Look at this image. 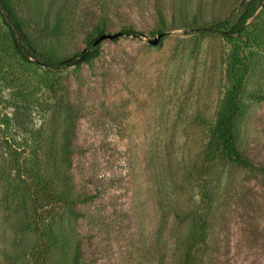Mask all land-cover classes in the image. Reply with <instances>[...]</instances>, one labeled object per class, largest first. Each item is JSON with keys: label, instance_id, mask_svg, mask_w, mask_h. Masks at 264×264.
<instances>
[{"label": "rangeland", "instance_id": "1", "mask_svg": "<svg viewBox=\"0 0 264 264\" xmlns=\"http://www.w3.org/2000/svg\"><path fill=\"white\" fill-rule=\"evenodd\" d=\"M248 1L12 0L36 47L59 57L99 31L142 36L104 39L96 59L60 71L0 46V264H30L37 235L17 234L20 214L3 202L13 156L44 142L80 198L48 206L60 247L47 264L74 253L82 264H186L190 247L197 264H264V0L238 38L192 30L234 23ZM234 58L237 145L251 169L205 154Z\"/></svg>", "mask_w": 264, "mask_h": 264}, {"label": "trees", "instance_id": "2", "mask_svg": "<svg viewBox=\"0 0 264 264\" xmlns=\"http://www.w3.org/2000/svg\"><path fill=\"white\" fill-rule=\"evenodd\" d=\"M260 1L249 0L232 24L219 21L196 25L192 30L219 35L228 40L238 38L244 32L248 19L255 12ZM102 33L103 31H99L98 36ZM120 33L134 38L142 36L140 31L133 28H123ZM96 38L90 39L84 48L70 56L59 57L51 52L40 50L25 30L12 0H0V46H7L15 57L24 62H35L54 71L68 67H80L99 56L100 43H94ZM237 66L238 60L235 58L227 65L228 86L217 110L215 123L209 130L205 154L208 161L223 158L235 165L251 169L254 167L253 163L241 153L237 145L236 123L242 113L240 98L242 81L238 75ZM4 122L1 123L8 126L10 118L7 116V121ZM67 147L68 145L64 142L58 149L63 162H68ZM21 154L18 152L17 156H13L15 173L10 182L15 183L12 187L7 186V188H12V195H7L3 203L6 206L11 205L12 208L9 209L20 214L15 219L14 225L17 234L37 235L35 242L25 251L26 256H29V263L47 264L46 259L49 258L50 252L60 247L54 224L46 218L47 208L51 203L71 204L78 202L80 198L77 193L68 190L70 184L67 182L66 174L60 172L59 175L54 161V151L49 143L44 142L34 146L25 157ZM260 169L264 171V167ZM59 184L63 187L60 191L50 190ZM185 262L186 264H197L191 247L185 254ZM68 264L82 263L77 260V254L74 253Z\"/></svg>", "mask_w": 264, "mask_h": 264}, {"label": "water", "instance_id": "3", "mask_svg": "<svg viewBox=\"0 0 264 264\" xmlns=\"http://www.w3.org/2000/svg\"><path fill=\"white\" fill-rule=\"evenodd\" d=\"M120 35H121L120 32H117L114 34L102 33L95 39L94 43L97 44V43H100L104 39H107V38L112 39V38H115V37L120 36ZM163 35H164V33H158L156 37L148 39V42L152 45H157Z\"/></svg>", "mask_w": 264, "mask_h": 264}]
</instances>
